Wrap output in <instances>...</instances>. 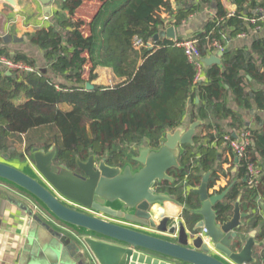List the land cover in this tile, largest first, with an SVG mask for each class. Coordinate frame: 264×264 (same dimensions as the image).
<instances>
[{
    "label": "trees",
    "instance_id": "obj_1",
    "mask_svg": "<svg viewBox=\"0 0 264 264\" xmlns=\"http://www.w3.org/2000/svg\"><path fill=\"white\" fill-rule=\"evenodd\" d=\"M83 1H61V10L52 15L50 24L28 36L31 44L44 52L46 70H38L24 53L12 56L1 47L0 39V60L6 58L33 69L25 72L0 65V151L8 152L10 138L21 141L28 136L24 151L18 155L21 161H33L35 148L48 152L54 147L56 165L75 172L77 160L86 162L90 152L96 161L106 160L110 166H136L133 158L139 148H160L166 134L183 125L188 104L199 97L193 119L214 118V122L204 125L194 137L195 146L188 145L181 153L180 168L170 171L174 182L160 183L156 190L176 195L187 208L184 218L192 221L189 210L198 206L194 189L201 186L203 174L216 166L219 149L236 158L225 137L234 141L250 132L251 144L238 159L239 180L229 193L228 204L219 208L230 215L232 201L240 196L241 188L248 207L258 204V198L264 196V175L258 185L249 186L248 166H259L264 160V121L256 117L260 128L251 129L228 99L231 97L239 109L264 110V38L250 50L224 52L221 65L210 66L206 81H197L196 65L178 47L187 38L177 37V42H172L155 40V36L171 26L180 28L211 0H107L91 23L89 36L74 20ZM216 1L215 16L192 36L198 40L202 58L217 51L214 42L224 46L228 38L247 34L250 20L259 19L264 10V0H234L238 9L230 15L221 0ZM136 40L144 46L136 47ZM84 54L88 59L82 57ZM87 62L91 65L88 81L83 78ZM100 67L111 69L120 82L113 87L94 84ZM87 83L94 89L87 90ZM253 84L261 88L255 89ZM202 140L207 144L196 153ZM219 179L215 171L209 189ZM262 222L256 218L254 226ZM261 227L259 243L264 242V223ZM256 250L258 264H264V245Z\"/></svg>",
    "mask_w": 264,
    "mask_h": 264
},
{
    "label": "water",
    "instance_id": "obj_2",
    "mask_svg": "<svg viewBox=\"0 0 264 264\" xmlns=\"http://www.w3.org/2000/svg\"><path fill=\"white\" fill-rule=\"evenodd\" d=\"M56 1L63 0H41L46 16L53 15ZM0 2L19 8L16 0ZM159 39L177 42L176 28L161 30L155 36ZM202 62L221 65L218 56ZM86 88L94 86L87 83ZM200 126V120L188 129L182 125L166 134L160 148H140L133 158L137 167L110 166L90 152L86 162L77 160L79 173L56 165L54 147L48 152L35 148L34 167L3 155L0 183L28 199L43 218L37 221L50 231L44 264H258L257 232L250 229L243 242L241 220L247 215L240 213L238 203L233 216L221 211L226 192L209 194V173L194 190L202 202L200 209L190 211L203 218L197 222L181 217L173 195L156 190L160 183L174 182L170 171L180 168L182 147L194 145Z\"/></svg>",
    "mask_w": 264,
    "mask_h": 264
},
{
    "label": "crops",
    "instance_id": "obj_3",
    "mask_svg": "<svg viewBox=\"0 0 264 264\" xmlns=\"http://www.w3.org/2000/svg\"><path fill=\"white\" fill-rule=\"evenodd\" d=\"M195 1L198 2L199 0ZM16 2L19 8H14L4 2H0V39L2 41L1 47L7 48L11 52L12 56H14V54L17 52L24 53L30 59L35 61L38 70H46L48 68V62L45 58L44 52L38 47L31 44L28 36L48 26L50 24L52 16H46L45 6L42 4L41 0H16ZM105 2H107V0H86L81 2L79 7L77 8L74 14V19L77 14L83 13V11L85 14V19L89 16L90 13L92 15L90 21L88 19H75L82 24V31L85 36L90 35L91 23L93 22L94 18ZM221 3L230 15H233L238 9L237 3L234 0H221ZM51 7L53 14L56 11L61 10V4L59 1L54 2ZM216 8L217 1L211 0L210 5H205L202 11L191 16L187 22H185L180 28L176 29L177 37L190 38L200 32L203 29L204 25L215 16ZM63 13L66 14L67 11L63 10ZM255 20L256 23H254L253 21L251 22V26L248 28L247 34L228 38L225 41V45L223 46L224 51L222 53L215 51L208 57L218 56L221 59V55L224 52H234L241 49L250 50L256 41L264 38V10H261L260 18ZM6 36H10L11 40L8 42L4 41V37ZM84 55L87 57L86 59H88V56L86 54ZM87 64L90 63L87 62ZM0 65L3 66L1 61ZM207 68L209 67L204 65L203 73L201 76V79L203 81H206L205 72ZM109 70L111 69L102 67L96 70V74L99 78L97 79L98 81H95L96 85L103 84V80H101V78H103V75L107 73L110 74ZM111 79V82L113 84L120 82V80L116 76H113V78ZM249 79L251 78L249 77ZM58 81L60 83L63 82L61 80ZM253 87L255 89L261 88L256 84H253ZM228 102L233 110L240 112L245 116L244 119L248 127H250L251 129L260 128V126L255 122V118L260 117L264 121V110L259 111L256 107H253L252 110L248 111L239 109L231 97L228 99ZM199 103L200 99L199 97H197L194 102L192 101L188 104L187 113L183 122V126L188 129L193 123L200 120L201 126L197 128L195 136L198 134V132H200V129L204 125L206 126L214 122V118L206 121L202 119H193L192 114L197 109ZM223 124L226 125L227 123L225 122ZM206 144V140L200 141L196 145L195 152L198 153L200 146ZM145 146H141L140 148ZM186 146L182 147V152L185 150ZM193 146H195V143ZM213 147H216V145L213 144ZM219 152L220 158L216 166L211 171L204 173L203 178L208 173L210 174L211 178L215 171H217L220 179L216 182L214 187L209 190V194L213 196L220 195L226 192L223 201L219 204L225 205L229 202V193L233 185L235 184V182H237V180H239L237 179L239 165L237 157L233 158L229 152L223 149H219ZM260 166L262 169V174L264 175V160L260 161ZM222 172H224V174L226 175H222ZM199 188L200 187L195 188L194 190H197ZM243 192L244 189L241 188L240 196L232 201V213L227 216H233L237 203L239 204L240 213L247 215L246 218H243L241 220L242 224L245 226L243 237L244 242L248 238L250 229H254L257 232V236L262 230L261 225L262 223H264V196L259 197L257 200L258 204L250 208L246 205V202H244L242 198ZM196 195L198 206L195 210H198L202 207V202L199 195ZM176 200L179 202L178 197L176 198ZM178 206H180L181 208V217H184V213L186 211L185 205L179 202ZM190 211L191 210H189V216L192 218V221L197 222L203 219L201 216L193 215L192 213H190ZM38 217L40 219L42 218L39 214V211L35 206L32 205V203L28 199L20 195V193L17 192L14 188L0 183V264H44V260L46 259L43 252L46 250V246H48L51 240V235L50 231L44 225L40 224L37 221ZM256 218H261L263 221L259 226H254ZM262 245H264V242L260 243V246ZM260 246H257L254 249L255 256L257 251L256 249H258V247Z\"/></svg>",
    "mask_w": 264,
    "mask_h": 264
},
{
    "label": "built area",
    "instance_id": "obj_4",
    "mask_svg": "<svg viewBox=\"0 0 264 264\" xmlns=\"http://www.w3.org/2000/svg\"><path fill=\"white\" fill-rule=\"evenodd\" d=\"M256 23V20H250V22ZM136 47L140 48L143 47L144 45L140 40H136L135 43ZM213 46L216 48L218 52H223L224 47L220 45L218 42H214ZM149 48H152L151 45L148 46ZM178 47H181L184 49L186 56L191 60L196 65V68L198 69V75L196 80L199 81L201 79L202 73H203V68H204V63L202 60L201 52L198 48V40L195 38H187L184 41L178 43ZM3 66H6L10 70H22L25 72H32L33 69L31 67H28L22 63H15L12 62L8 59H1L0 60ZM225 140L230 143V146L234 150V153L237 157V159H242L245 156L246 149L247 147L250 146L251 140H250V132H246L241 136L240 139L231 141L229 136L225 137ZM248 183L249 186H256L259 184L260 178L262 176V170L260 166L255 165V164H250L248 166ZM143 227V226H142ZM146 228V227H145ZM206 230H204L201 234L205 233Z\"/></svg>",
    "mask_w": 264,
    "mask_h": 264
},
{
    "label": "rangeland",
    "instance_id": "obj_5",
    "mask_svg": "<svg viewBox=\"0 0 264 264\" xmlns=\"http://www.w3.org/2000/svg\"><path fill=\"white\" fill-rule=\"evenodd\" d=\"M84 15L85 14H84V11H83V13L77 14V16L75 17V19L76 20H80V19L86 20V19H88L89 21L91 20V17H92L91 13L89 14V16L86 19H85V16ZM77 22H79V21H77ZM82 57L83 58H87L85 55H83ZM90 69H91V65L86 63V65H85V74L83 76V78H85L86 81L89 80V77H90L89 76L90 75ZM109 72H110V74L107 73V74L103 75V78H101V80H103L102 81L103 84L102 85H100V84L98 85L97 84L98 86H102V87H113L116 84H118V83H114L113 84L111 82V80H112L111 78H113V76H115V75L113 74L112 70H109ZM97 79H99L98 78V75H97ZM97 79H96V81H98ZM94 84H95V82H94ZM112 84H113V86H112ZM27 137L28 136L23 137V139L21 141H19L18 138H10L7 141V144H6V146L8 147V152L7 151H0V158H4L3 155H7L8 157H10V160H20L18 155H20V153H22L24 151V149L26 147V143H27L26 141L28 140ZM25 161L27 163H29L32 167H34V162L31 159H27ZM27 170H29V169H27Z\"/></svg>",
    "mask_w": 264,
    "mask_h": 264
},
{
    "label": "flooded vegetation",
    "instance_id": "obj_6",
    "mask_svg": "<svg viewBox=\"0 0 264 264\" xmlns=\"http://www.w3.org/2000/svg\"><path fill=\"white\" fill-rule=\"evenodd\" d=\"M138 165H136L135 167H137ZM260 166V165H259ZM260 168H261V166H260ZM262 170V169H261ZM79 172V171H78ZM79 173H81V172H79Z\"/></svg>",
    "mask_w": 264,
    "mask_h": 264
}]
</instances>
